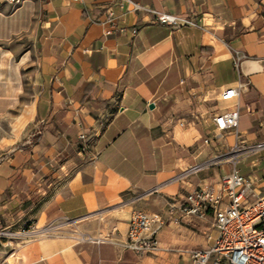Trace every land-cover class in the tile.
I'll use <instances>...</instances> for the list:
<instances>
[{
    "label": "crops",
    "instance_id": "crops-1",
    "mask_svg": "<svg viewBox=\"0 0 264 264\" xmlns=\"http://www.w3.org/2000/svg\"><path fill=\"white\" fill-rule=\"evenodd\" d=\"M132 1L143 9L0 2V130L26 119L0 146V223L55 226L9 264H191L186 250L207 246L212 215L170 223L155 253L115 242L134 210L163 213L170 195L216 187L233 169L224 155L235 136H216L213 117L238 102L219 94L240 75L250 82L243 140L264 141V0ZM151 9L180 23L156 22ZM237 52L247 55L239 68ZM236 168L264 191V150Z\"/></svg>",
    "mask_w": 264,
    "mask_h": 264
},
{
    "label": "built area",
    "instance_id": "built-area-1",
    "mask_svg": "<svg viewBox=\"0 0 264 264\" xmlns=\"http://www.w3.org/2000/svg\"><path fill=\"white\" fill-rule=\"evenodd\" d=\"M25 0H0L1 3L13 7L23 4ZM82 1V0H72ZM122 4L128 2L134 9L143 7L132 0H114ZM264 5V1H263ZM156 22L177 25L180 18L166 11L151 9ZM114 18V12H109V19ZM247 58L243 53H236L234 64L241 66ZM264 69V57L261 59ZM249 80L239 81L234 86L224 88L219 98L222 101L238 100L230 108L218 112L213 117L215 135L231 132L235 136V144L224 155L230 158L234 167L221 175L217 186H198L185 194L170 195L166 200L163 213L134 210L126 239L115 243L125 250H132L139 255L155 253L159 249V234L170 223L182 225L195 220H204L209 215L214 217L212 230L207 231L206 247L186 250L191 264H264V191L256 179L242 175L236 165L246 152L264 150V141L246 145L240 130L239 101L241 95L249 86ZM209 142V139L206 140ZM198 168H194V170ZM151 193H157L155 187ZM31 227V226H30ZM55 226L43 227V234L54 230ZM39 228L24 230L25 235H37Z\"/></svg>",
    "mask_w": 264,
    "mask_h": 264
},
{
    "label": "rangeland",
    "instance_id": "rangeland-1",
    "mask_svg": "<svg viewBox=\"0 0 264 264\" xmlns=\"http://www.w3.org/2000/svg\"><path fill=\"white\" fill-rule=\"evenodd\" d=\"M26 119L13 118L10 121H6L4 130H0L1 136L9 137L11 139L3 138L0 142V146L9 145L14 142L17 136H19L20 129ZM13 138V139H12ZM31 226V227H30ZM43 229V225H35L33 222H26L19 229H15L14 226H7L3 221L0 223V264H9L15 257L20 255L19 252L22 248L29 244V240L36 235L30 233L25 235L24 230Z\"/></svg>",
    "mask_w": 264,
    "mask_h": 264
},
{
    "label": "bare ground",
    "instance_id": "bare-ground-1",
    "mask_svg": "<svg viewBox=\"0 0 264 264\" xmlns=\"http://www.w3.org/2000/svg\"><path fill=\"white\" fill-rule=\"evenodd\" d=\"M252 66H253V64H252ZM261 66H262V65H261ZM42 232H43V230H39V231L37 232V234H43Z\"/></svg>",
    "mask_w": 264,
    "mask_h": 264
}]
</instances>
